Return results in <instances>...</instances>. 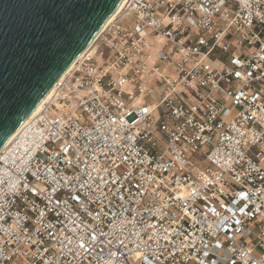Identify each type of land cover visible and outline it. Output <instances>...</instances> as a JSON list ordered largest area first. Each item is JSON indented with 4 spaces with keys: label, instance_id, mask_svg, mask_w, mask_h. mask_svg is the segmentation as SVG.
Instances as JSON below:
<instances>
[{
    "label": "built area",
    "instance_id": "2783aa9c",
    "mask_svg": "<svg viewBox=\"0 0 264 264\" xmlns=\"http://www.w3.org/2000/svg\"><path fill=\"white\" fill-rule=\"evenodd\" d=\"M0 264H264V0H127L0 150Z\"/></svg>",
    "mask_w": 264,
    "mask_h": 264
},
{
    "label": "water",
    "instance_id": "95a60500",
    "mask_svg": "<svg viewBox=\"0 0 264 264\" xmlns=\"http://www.w3.org/2000/svg\"><path fill=\"white\" fill-rule=\"evenodd\" d=\"M123 0H0V150Z\"/></svg>",
    "mask_w": 264,
    "mask_h": 264
},
{
    "label": "bare ground",
    "instance_id": "6f19581e",
    "mask_svg": "<svg viewBox=\"0 0 264 264\" xmlns=\"http://www.w3.org/2000/svg\"><path fill=\"white\" fill-rule=\"evenodd\" d=\"M127 2V0H123L120 4V6L116 9V11L111 15V18L106 22V24L102 27V29L100 30V32L98 33V35L95 37L94 41L98 38V36L100 35V33L106 28V26L118 15V13L120 12V10L123 8V6L125 5V3ZM94 41L88 46V48H90ZM70 68V67H69ZM66 73V72H65ZM64 73V74H65ZM63 77V76H62ZM55 91V86L50 89V91L45 95V97L40 101V103L35 107V109L31 112V114L26 118V120L23 122L26 123L29 119H31L35 114H37L41 108L43 107V104L45 102H47L49 100V98L52 96V94ZM16 133V132H15ZM14 133V134H15ZM13 134V135H14ZM13 135L10 137V139L13 137Z\"/></svg>",
    "mask_w": 264,
    "mask_h": 264
}]
</instances>
